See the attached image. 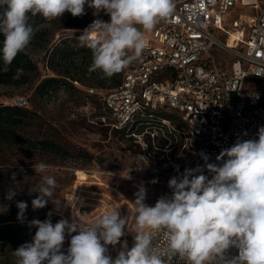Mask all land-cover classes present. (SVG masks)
Wrapping results in <instances>:
<instances>
[{
    "label": "clouds",
    "instance_id": "9594fccd",
    "mask_svg": "<svg viewBox=\"0 0 264 264\" xmlns=\"http://www.w3.org/2000/svg\"><path fill=\"white\" fill-rule=\"evenodd\" d=\"M86 4L110 17L107 22L94 20L80 35V45L92 51L89 71L100 70L106 77L121 72L139 57L148 43L144 33L173 10L172 0H0L4 64L10 65L31 43L34 28L29 13L46 20L61 18L65 12L80 17ZM21 75L23 69H17L14 78ZM257 135L258 139L238 140L222 150L216 157L218 161L227 157L222 166L207 164L208 171L214 173L211 179L193 175L194 170L171 178L172 196L159 198L154 206L145 203L146 189L141 186L134 201L139 231H132L135 243L130 250L125 241L124 250L115 258L108 254L107 246L120 243L127 227V217L113 209L87 226L66 219L54 225L50 218L33 219L30 226L38 230L32 242L13 251L16 264H166L168 256L183 264H264V127ZM48 167L43 162L33 165L41 174L33 210L44 208L49 201L60 203L55 197V178L45 174ZM16 195L10 189L5 199L11 201ZM16 206L17 219L23 221L28 205L20 201ZM160 231L166 237L165 249L153 245ZM66 233L71 239L65 253ZM230 247L238 249V255L226 257Z\"/></svg>",
    "mask_w": 264,
    "mask_h": 264
},
{
    "label": "rangeland",
    "instance_id": "374dc122",
    "mask_svg": "<svg viewBox=\"0 0 264 264\" xmlns=\"http://www.w3.org/2000/svg\"><path fill=\"white\" fill-rule=\"evenodd\" d=\"M250 12L248 8H236L221 18L220 25L214 24L211 33L224 42L238 15ZM85 14L102 15L103 21L110 20L104 11L89 12L87 4ZM71 17V13L65 12L61 18L46 20L39 14L32 16L29 13L34 36L24 51L37 64L38 73L31 75L29 82L21 87L0 85V105L21 106L25 101L28 110L34 113L33 120L24 130L25 137L55 142L70 154V157L62 159L51 154L34 152L24 145L0 144V226L27 224L30 220L43 216L45 220L50 218L53 225L66 219L70 223L81 221L87 226L107 211V204L114 202L113 209L119 210L122 217H127L125 235L121 237L120 243L107 246L108 254L115 258L125 240L135 236L132 231H139L136 226L134 201L140 187L146 189L145 203L149 206H154L163 196L169 197L168 181L178 167L190 161L194 148L191 145L183 149V138L181 144H176L170 153L151 150L145 152L140 144L135 145L134 142L121 139L107 126L110 120L102 111L98 99L101 95L92 96L86 90L92 87L99 92L108 93L131 68V61L112 77H106L99 71L96 80L89 75L81 77L80 89L62 87L50 97L41 98L35 95L41 81L59 77L58 72L69 71V65L58 59L50 62L49 58L53 48L63 38H74L80 42V35L87 27L64 26L72 21L69 19ZM152 31L153 29L146 33L151 35ZM211 54L221 70L231 69L237 60L232 54L217 48L212 49ZM247 89L264 92V79L248 80ZM146 139L143 141L146 142ZM40 162L49 166L45 174L56 180L55 197L60 203L57 205L49 201L44 208L33 210L32 200L39 195L36 191L41 182V174L34 171L33 165ZM13 174L15 179L12 178ZM77 185L80 190L75 192ZM10 189H14L17 195L8 201L5 194ZM20 201L26 202L28 207L25 219L15 223L11 220L17 219L19 209L16 205ZM82 201L85 206H82ZM49 212L52 213L51 217ZM75 212L77 214H73ZM76 234L78 233H72ZM33 237L26 236L16 247L0 250V264H16L13 251L24 243L32 242ZM70 239L71 236L66 233L62 247L65 253Z\"/></svg>",
    "mask_w": 264,
    "mask_h": 264
},
{
    "label": "built area",
    "instance_id": "2783aa9c",
    "mask_svg": "<svg viewBox=\"0 0 264 264\" xmlns=\"http://www.w3.org/2000/svg\"><path fill=\"white\" fill-rule=\"evenodd\" d=\"M172 4L170 15L156 23L151 35L144 33L147 47L131 61L121 84L108 93L94 88L87 92L101 95L110 120L107 125L114 130L126 128L147 111L176 114L186 128L180 132L185 139L182 148L193 145L194 154L173 177L194 170L193 175L211 179L214 173L207 164L222 166L227 157L216 159L222 150L238 140L258 139V130L264 127V92L247 89L248 80L264 79V0H172ZM238 7L251 12L238 15L222 42L210 30ZM87 10L95 11L88 5ZM214 48L237 58L231 69L218 67L211 54ZM16 106L27 107V103ZM166 124L170 130V123ZM143 136H137V142L148 152ZM107 205V211L115 207L114 202ZM134 237L125 240L127 250L134 246ZM153 245L167 248L163 231L156 233ZM225 255L232 258L238 249L230 247ZM165 260L166 264H183L177 257Z\"/></svg>",
    "mask_w": 264,
    "mask_h": 264
},
{
    "label": "trees",
    "instance_id": "16d2710c",
    "mask_svg": "<svg viewBox=\"0 0 264 264\" xmlns=\"http://www.w3.org/2000/svg\"><path fill=\"white\" fill-rule=\"evenodd\" d=\"M3 10L4 9L0 7V12H3ZM69 19L72 21L67 22L64 26L77 25L80 27H88L96 19L103 20L102 15L92 16L90 14H85L80 17L72 16ZM3 40L4 37L0 34V49L3 47ZM57 59L69 65V71L58 72L59 77L46 78L41 81L35 90V95L41 98L50 97L62 87H66L70 90H76V88L80 89L82 88V85L79 83L81 77L89 75L93 80H96L97 71L101 72L100 70L89 71L93 59L92 51L88 47L81 46L80 42H77L74 38H63L53 48L50 53L49 61L51 62ZM21 68L23 69V75L18 79L14 78L17 69ZM37 73V64L32 61L25 51L19 53L10 65L4 64L2 53H0V85L21 87L29 82L31 75ZM76 76H80V78H76ZM121 81L117 83L116 87L121 84ZM76 82L80 86H77L75 84ZM89 88L92 87H88V89ZM98 99L101 102L102 111L108 116L101 98L99 97ZM33 117L34 113L28 110L27 107L0 105V144L24 145L34 152L51 154L62 159L70 157L69 152L55 142L25 137L24 130L30 125V121L33 120ZM165 121L170 123V130ZM108 127L110 128V126ZM185 129L183 122L174 113L147 111L136 117L126 128L112 130H114L121 139L134 142L135 145L139 144L137 142V136L144 135L143 139L147 138L145 143L149 150L152 152L162 151L165 153L167 150L173 149L176 147V144L183 141L180 132H184ZM151 133H155V138L153 140L151 138ZM153 144H155V146H153ZM38 220L44 221L45 217L38 218ZM11 221L16 223L20 220L15 219ZM37 230L36 227L30 226V223L0 226V250L16 247L22 242L24 237L29 235L34 236Z\"/></svg>",
    "mask_w": 264,
    "mask_h": 264
},
{
    "label": "bare ground",
    "instance_id": "6f19581e",
    "mask_svg": "<svg viewBox=\"0 0 264 264\" xmlns=\"http://www.w3.org/2000/svg\"><path fill=\"white\" fill-rule=\"evenodd\" d=\"M235 36H233V38H234ZM232 38V39H233ZM231 44V43H230ZM80 190V187H79V185H77L76 187H75V189H74V191L75 192H78ZM79 195H82V194H79ZM85 197V195L83 196V198ZM85 202L84 201H82V206H85V204H84ZM63 208H61V210H62ZM75 211V210H74ZM62 212V211H61ZM73 214H77V212H75V213H73Z\"/></svg>",
    "mask_w": 264,
    "mask_h": 264
}]
</instances>
